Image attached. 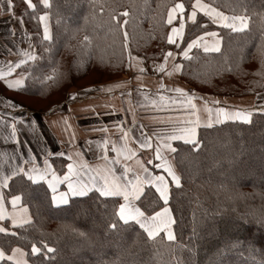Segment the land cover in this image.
<instances>
[{
  "label": "trees",
  "instance_id": "obj_1",
  "mask_svg": "<svg viewBox=\"0 0 264 264\" xmlns=\"http://www.w3.org/2000/svg\"><path fill=\"white\" fill-rule=\"evenodd\" d=\"M202 1L222 12L247 16L248 28L232 32L198 14V23L186 21L182 47L177 49L167 43L168 10L183 2L191 11L193 0H50L52 36L45 41L38 20L32 18L39 12L32 13L24 0H16L14 9L24 18L36 59L19 67L25 87L11 94L24 106L46 111L66 100L72 87L122 78L129 52L148 62L163 60L164 53L182 51L187 41L205 31L221 38L220 51L194 48L192 59L178 56L181 80L207 95L264 92V0ZM85 35L90 37L87 45L82 43ZM252 113L251 123L226 121L199 127V149L175 142L181 145L174 158L182 175V187L172 186L169 204L176 220L175 241L163 236L148 241L131 227L109 229L111 200L73 197L67 205L53 206L46 185H29L22 194L33 222L25 226L26 232L12 230L24 240L3 234L0 240L19 243L29 253V264H260L264 260V112ZM52 163L63 173L68 160L56 156ZM10 183L5 192L21 194L20 181ZM153 191L145 188L148 195ZM6 226L11 227L10 222ZM40 239L56 249L51 259L30 255L31 243Z\"/></svg>",
  "mask_w": 264,
  "mask_h": 264
},
{
  "label": "snow or ice",
  "instance_id": "obj_2",
  "mask_svg": "<svg viewBox=\"0 0 264 264\" xmlns=\"http://www.w3.org/2000/svg\"><path fill=\"white\" fill-rule=\"evenodd\" d=\"M26 9L31 10L32 13L39 12V15H34L32 18L38 20L43 33L45 41L51 39L50 30L48 26L49 11L51 8L50 0H39V3H34L33 0H24ZM7 11L11 14L13 12V0H6ZM191 11L186 10V5L183 2L175 3L167 14V25L170 27V32L167 35V43L174 45L177 49L182 47L184 39L186 21L198 23L197 16L200 14L206 17L212 24L219 25L222 28L230 29L232 32H240L248 28V17L244 15H226L220 11L219 8L212 6L209 3H204L202 0H193L190 5ZM44 9V11H41ZM103 11V8H101ZM124 16L128 13L125 11ZM116 20V16H112ZM23 22L21 17V23ZM127 21H125V24ZM178 23V26H173ZM205 27V25H201ZM125 49H127L128 33L124 32ZM205 37H215L214 42L209 43L204 39ZM180 41V42H178ZM85 45L90 43V37L85 35L83 41ZM202 48L204 53L219 52L220 51V38L216 32H203L201 35L187 41L186 46L182 51L174 54L172 51H167L163 55V62L154 65L153 70L156 72L171 75L172 72H179L182 65L174 63L171 70L165 72L166 64L171 58L173 61L177 56H182L185 59H192L190 52L193 49ZM24 55L27 60L20 59L17 63L13 64L8 62L7 71H0V78L4 80L7 88L10 89H23L25 87V77L21 76L16 79H9L16 69L26 64L28 61H34L36 56L30 52H25ZM129 58L133 59L131 52L128 53ZM138 59V58H136ZM129 68L135 65L129 63ZM140 72L144 69L141 67ZM51 79V77H48ZM143 86H141L142 88ZM161 88L164 85L161 84ZM140 89H138L139 91ZM169 92L179 94L178 97L172 98L171 96L165 97L162 93L159 94V100L170 106L175 107L177 112L181 109L187 108L192 111L188 113L189 116L195 115L196 104L193 102L194 95L189 94L184 89L176 87L168 89ZM179 97H184L180 99ZM75 99V96L70 97ZM148 100L147 95L144 96ZM12 109L17 108L14 101L8 100L6 102ZM207 103V102H206ZM215 104H220V101H214ZM151 105L155 107L157 100H151ZM142 107L145 105H141ZM209 113L207 127L211 128L213 123L221 124L225 121H241L243 123H251L252 112L247 110L229 111L224 107H217L215 110V120L212 119V109H207ZM264 112V108L259 109ZM31 123H35L32 121ZM135 123V121H133ZM178 124L184 126H173L166 134L155 135V147L153 151V158L146 161V165L152 166L151 169L145 166L144 163L137 159L142 171L135 172L127 163L137 157V152L134 148L129 147L126 143L130 138V129L122 127V122L115 125V127L122 133L120 136L121 141L125 143L121 147L117 144L111 143V153L115 155L110 158L109 144L110 141L105 137L98 147L102 148V159L105 162V167L96 169L92 168L85 162L76 164L68 162L65 165L66 170L62 175L57 174L54 165L46 157L43 160V166L36 163L37 157L32 155L31 160H26L23 156H18V162L15 166L0 175V221L5 222L0 224V234L5 237L16 238V241L24 240V236L20 235L17 231L12 229H24L25 226H31L33 222L32 215L30 214V206L23 200V192L29 185H46L47 190L51 193L50 203L53 206L67 205L71 197H91L95 196L101 199V202L111 200L113 207L111 211L112 220L108 224V228L117 230L119 228L131 227L134 231L139 230L148 241H154L157 237L163 236L168 241H175L176 237L173 231V225L176 220L172 215V209L169 207L171 198V188L180 189L182 187V175L178 174L174 169L173 164L169 161V153H177L181 145L173 146V142H182L183 145H192L195 149H199L200 142L197 138V129L200 126V119L179 120ZM11 136L16 138L14 142L19 143L15 124L12 123ZM142 127V126H141ZM100 131L107 132V128L99 129ZM139 149H153V136L148 135L141 130L140 137L134 141ZM48 153V156H51ZM58 156H65L64 152L57 153ZM80 156V153H76ZM68 161L73 160L72 155L67 156ZM31 164V167L28 165ZM116 165H121L118 170ZM15 180L20 181L19 192L21 194H14L13 192H5L11 188V183ZM64 191H61V187ZM154 190L152 195L145 192V188ZM115 198V199H111ZM6 205H11V211L8 210ZM10 221L11 227L6 226ZM12 239L0 240V264H29V253L20 246L19 243ZM39 245V246H38ZM56 249L49 246L48 243L40 239L38 242H32L30 246V255L32 257L51 259V255L55 253ZM264 264V260L260 262Z\"/></svg>",
  "mask_w": 264,
  "mask_h": 264
},
{
  "label": "crops",
  "instance_id": "obj_3",
  "mask_svg": "<svg viewBox=\"0 0 264 264\" xmlns=\"http://www.w3.org/2000/svg\"><path fill=\"white\" fill-rule=\"evenodd\" d=\"M15 2L16 0H13V5ZM21 17L24 20L22 14L14 8L10 14L7 11L6 0H0V71H7L8 62L15 64L20 59L27 60L24 55L26 51L36 56V48L25 21L21 23ZM50 19L49 14L47 23L52 36ZM173 26H178V24L174 23ZM170 27L168 28L169 32ZM204 39L211 45L216 38L205 37ZM132 57L133 59L129 58L127 67L129 63L135 67H128L127 73L122 78L104 84L90 85L83 89L74 88L70 90L66 100L64 99L46 111L34 110L22 105L11 96V93L17 89L7 88L4 80L0 78V175L9 171L16 163L22 162L16 159L18 156L31 160L32 155H35L37 157L36 163L42 167L46 157L52 162V158L58 156L56 154L60 152L65 153L63 156L65 158L68 155L73 156V160L68 162L76 164L85 162L92 168H103L106 165L102 159V148L98 145L107 137L110 141V158L114 156L115 154L111 153V143H116L117 147H121L125 143V141L120 140L122 133L115 127L121 122L123 128L131 130V139L126 143L137 152V157L127 161V163L135 172L140 173L142 169L137 164V159L150 169L152 167L146 165V161L153 158L156 142L154 134H166L173 126H184L178 124L179 120L196 119V117L200 119L199 127L206 126L209 117L207 109H212L211 116L214 120L216 108L224 107L222 105L214 106L212 97V102L205 98L204 100L198 99V92L181 80V70L172 72L171 75L152 72L149 68L154 67L153 62L146 63L145 59L137 55H132ZM178 61V56L174 61L170 58L166 64L165 72L170 71L174 63L181 64ZM162 62L163 60L157 63ZM141 67L144 69L143 72L139 71ZM21 76L25 77L18 68L9 79H16ZM161 84L164 85L163 89ZM141 86L143 87L141 88ZM176 87L194 95L193 102L197 106L195 115L189 116L188 113L192 110L187 108L177 112L175 107L159 100L161 93L166 98L169 96L178 97L179 94L168 91V89ZM138 89L140 90L138 91ZM73 94L76 95L75 99L70 98ZM145 95L149 97L148 100L144 99ZM209 96L227 97L223 95ZM179 98L184 99V97ZM153 99L157 100L155 107L151 105ZM232 99L236 100V106L228 109L229 111H253L255 108L252 106L254 96L251 94ZM8 100L14 101L17 108H10L6 103ZM141 105L145 106L142 107ZM32 121L35 123H31ZM12 123L15 124L19 143L14 142L16 138L11 136L10 125ZM215 124L213 123V125ZM102 128H107L108 131H100L99 129ZM141 130L153 136V149H139L138 145L133 142L140 137ZM173 146H175V142H173ZM48 153L52 155L48 156ZM76 153L81 155L77 156ZM167 155L174 169L180 174L175 164L174 153ZM31 166V164L28 165V167ZM116 168L120 170L121 165H116ZM57 174L62 175L63 173L57 171ZM60 190L64 191L65 189L62 186ZM6 207L11 211V205H6Z\"/></svg>",
  "mask_w": 264,
  "mask_h": 264
},
{
  "label": "rangeland",
  "instance_id": "obj_4",
  "mask_svg": "<svg viewBox=\"0 0 264 264\" xmlns=\"http://www.w3.org/2000/svg\"><path fill=\"white\" fill-rule=\"evenodd\" d=\"M225 13V12H224ZM226 14H228V13H226ZM229 15H231V14H229ZM174 54L176 53V51H174V50H171ZM132 55H134V54H131V56ZM142 57V56H141ZM141 57H139V58H141ZM129 60V59H128ZM160 61H162V60H158V61H149V62H153L152 64H154V65H156V64H159V63H157V62H160ZM179 62V61H178ZM128 63V62H127ZM146 63H148V61L146 62ZM127 64H126V71H127ZM154 68V67H153ZM153 68H149V70H151L152 72H156V71H154L153 70ZM127 72H125V74H126ZM124 76V75H123ZM78 87V86H77ZM77 87H72V88H70V90H72V89H74V88H77ZM85 88V87H84ZM78 89H83V88H80V87H78ZM78 95H79V93H78ZM78 95H77V97H78ZM12 96V95H11ZM73 96H76L75 94H73ZM222 96V95H221ZM223 96H227L226 98H221V97H213V96H209V95H206V94H201V93H198V99H203L204 100V98L205 99H208V101L209 102H212V100H211V97H212V99H213V102L214 101H221V103L220 104H215V103H213V105L214 106H224V108H226L227 110L228 109H230V108H232V107H235L236 106V100H234V99H232V98H236V97H241V96H233V95H230V94H226V95H223ZM251 96H254V99H253V107H255L254 109H253V111L254 110H256V109H260V108H264V92H261V93H257V94H254V95H251ZM202 97V98H201ZM14 98H16V100H17V97H15L14 96ZM234 111V110H233ZM247 111H249V110H247ZM251 111V110H250ZM253 111H251V112H253ZM214 120H215V117H214Z\"/></svg>",
  "mask_w": 264,
  "mask_h": 264
}]
</instances>
